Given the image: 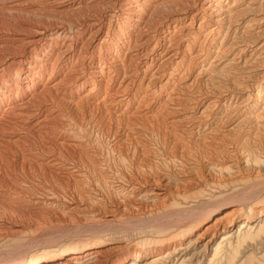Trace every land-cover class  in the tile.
Masks as SVG:
<instances>
[{
	"label": "bare ground",
	"instance_id": "obj_1",
	"mask_svg": "<svg viewBox=\"0 0 264 264\" xmlns=\"http://www.w3.org/2000/svg\"><path fill=\"white\" fill-rule=\"evenodd\" d=\"M2 19L0 166L22 177L1 172L0 219L28 222L0 264H264V0H0Z\"/></svg>",
	"mask_w": 264,
	"mask_h": 264
},
{
	"label": "rangeland",
	"instance_id": "obj_2",
	"mask_svg": "<svg viewBox=\"0 0 264 264\" xmlns=\"http://www.w3.org/2000/svg\"><path fill=\"white\" fill-rule=\"evenodd\" d=\"M12 1V0H11ZM4 24L5 25V23H7L5 20H3L2 19V21H0V24ZM0 169L2 170V171H0V174L2 175L3 173L5 174V171H6V169H3V168H1V166H0ZM5 170V171H4ZM12 170V173H13V175H12V173L10 172ZM4 171V172H3ZM14 171V172H13ZM1 172H3V173H1ZM10 172V173H9ZM7 173H8V176H10V178L11 179H13V180H16V181H20L21 182V177L22 176H20L19 175V172H18V170H14L13 168L12 169H10V170H7V172H6V174H5V176L7 175ZM17 174L18 173V175H14V174ZM0 175V179L1 180H3L2 181V183H4V182H6L4 179H6L5 178V176H1ZM3 177V178H2ZM13 177V178H12ZM15 177V178H14ZM18 177H19V179H18ZM17 178V179H16ZM1 182V181H0ZM21 184H24V183H21ZM4 191V190H3ZM24 196H22V195H20L19 194V198H23ZM24 198H26V197H24ZM23 198V199H24ZM15 215L17 216V217H15ZM6 216V217H5ZM4 217H3V219L1 218L0 219V223L1 224H4V226H2V227H0V240H6L7 238L8 239H13V238H15V239H18V238H20V239H22L24 236H25V233L23 232V228H22V224H24V222H25V224L28 222L27 221V218H25V217H22L21 218V216L19 217L18 216V214H16V213H13V216H12V214H10V215H5ZM8 216V217H7ZM19 217V218H18ZM5 218V219H4ZM24 218L26 219V220H24ZM15 219V220H14ZM18 219V220H17ZM3 220H5V221H3ZM156 219H154V220H148V221H146V223H144V224H140V225H138L137 223H134L133 221H132V223L131 222H125L124 221V225H122V223L121 224H117V225H115L116 227H113V229L110 227V228H108V229H106L107 227H105V228H103V231H106V232H111V233H113V235H112V237H113V240H116V241H118V242H130V241H136L137 240V235H136V232L138 233V231H140L141 229H142V226H150V225H152V224H154V221H155ZM2 221V222H1ZM24 221V222H23ZM5 222V223H4ZM6 222H8V223H6ZM12 222V223H11ZM22 222V223H21ZM14 223V225H11V224H13ZM129 223H131L130 225H129ZM0 224V225H1ZM19 226H18V225ZM21 224V225H20ZM128 225V226H127ZM133 225H135L136 227H137V229H136V227L135 226H133ZM120 228H122L123 230H122V234H119L118 233V231L117 232H115L119 227ZM133 226V227H132ZM21 227V228H20ZM118 227V228H117ZM141 227V228H140ZM65 228V226H63V228H60V230L59 229H45L42 233H43V235H42V233L40 234V236L42 237V238H44V239H49V238H51V241L50 242H55L56 240H57V238L59 239L61 236H63V237H61L60 239H65V240H68V238H66V237H69L70 236V234H68L67 232H66V229H64ZM115 228H117V229H115ZM133 228V229H132ZM115 229V230H114ZM132 229V230H131ZM15 230V231H14ZM17 230H19V231H17ZM125 230V231H124ZM14 231V232H13ZM17 231V233H15ZM21 231H22V233H21ZM54 231H56V232H54ZM142 231V230H141ZM49 232V233H48ZM52 234H51V233ZM14 233L15 234H17V235H14ZM45 233H46V235H45ZM54 233V234H53ZM10 234V235H9ZM11 234H13V235H11ZM22 234V235H21ZM24 234V235H23ZM51 234V235H50ZM59 234H60V237H59ZM63 234V235H62ZM67 234V235H66ZM9 235V236H8ZM21 235V236H20ZM45 235V236H44ZM57 235H58V237H57ZM11 236V237H10ZM16 236V237H15ZM33 238V237H36V236H32V235H30V234H28V235H26V237L27 238ZM49 236V237H48ZM2 237V238H1ZM46 237V238H45ZM79 238V237H78ZM26 239V238H25ZM59 239V240H60ZM59 240H57L54 244H59V242L61 243V241H59ZM64 240V241H65ZM129 240V241H128ZM59 241V242H58ZM49 242V241H48ZM0 254H1V252H0ZM9 254H10V252H9ZM6 255L8 256V253H6ZM12 255H14V257L16 256V254L14 253V254H12ZM11 255V256H12ZM11 256H9V258L11 257ZM13 257V256H12ZM8 258V257H7ZM3 259H5L4 258V256L2 255V256H0V261L1 260H3Z\"/></svg>",
	"mask_w": 264,
	"mask_h": 264
}]
</instances>
